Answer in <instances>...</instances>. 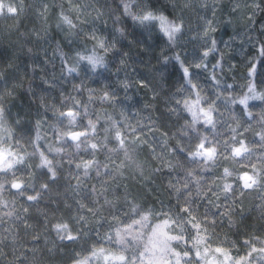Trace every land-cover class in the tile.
<instances>
[{"label":"trees","instance_id":"16d2710c","mask_svg":"<svg viewBox=\"0 0 264 264\" xmlns=\"http://www.w3.org/2000/svg\"><path fill=\"white\" fill-rule=\"evenodd\" d=\"M21 1L24 11L18 16L0 15V93L5 109L0 117V149L24 158L13 166L19 169L15 179L0 180V264H74L98 250L118 253L120 246L109 241V236L123 228L121 222L132 215L133 208L147 212L171 205L177 211L186 200L193 202L196 219L216 235L228 240L264 235V190L243 189L240 179L245 173L264 175V67L259 63L257 42L264 41V0H189L188 7L178 0L184 30L174 48L167 46L157 28L145 30L123 18L128 35L124 50L130 48L132 58L121 64L115 49L105 54L95 48L108 64V70L98 67L95 71L86 61H79L77 53L92 54L94 41L86 33L93 24L105 34L111 32L110 14L121 11L120 0H99L103 16L97 20L88 15L87 0H70L84 9L81 20L87 21H76L74 31L83 30V34L72 37L71 43L55 28L61 5L75 20L77 11L70 8L69 0ZM32 2L40 9L47 5L42 17ZM160 4L167 5L171 15L169 0ZM44 16L54 37L47 44L31 35L33 29L44 26ZM213 40L216 51L205 57ZM57 42L67 66L57 52ZM176 54L188 67L192 84L173 59ZM252 65L257 71L249 76ZM68 67L76 71L69 73ZM250 85L262 98L249 99L245 107L239 101L253 95L248 92ZM185 102L192 105L191 111ZM210 108L214 109V129L206 125L200 111ZM68 110L81 113L72 125L60 116ZM60 119H64L63 126ZM90 119L97 124L95 140ZM69 127L87 131L89 142L107 143L108 148L94 155L83 145L76 149L64 135ZM117 129L126 137L127 156L124 150H111L118 149ZM205 135L219 152L233 138L243 140L249 160L236 163L231 148L227 158L218 155L209 164L193 160L192 153ZM65 140L72 147L64 145ZM41 152L52 159L55 179L46 168L38 167ZM87 160L96 163L85 176ZM225 168L233 173L227 182L242 191L222 192ZM13 182L23 184L24 195L11 187ZM188 189L191 195L177 201V190L183 194ZM37 193V199H28ZM225 195L232 199L225 200ZM57 224H66L75 239H61L65 233L57 234ZM241 248L246 256L249 247Z\"/></svg>","mask_w":264,"mask_h":264},{"label":"snow or ice","instance_id":"6c2138e0","mask_svg":"<svg viewBox=\"0 0 264 264\" xmlns=\"http://www.w3.org/2000/svg\"><path fill=\"white\" fill-rule=\"evenodd\" d=\"M253 2H255V0H253ZM69 3L70 8H76L77 15L75 20L63 10V6L61 5V9L58 13L59 19L55 24V28L64 35L68 43H71L72 37L83 34V30L74 31L78 29L76 21H81L82 23H86L87 21L81 20L84 9L80 8L78 5H71L70 0ZM169 5L171 15L168 13V6L160 4V0H155V2L154 0H120V4L117 7L121 11L110 14V18L112 19L111 32L105 34L93 24L92 30L86 33V35L89 39L94 41V50L92 54L87 56L77 53L79 61H86L87 64L91 66L92 71H95L98 67L108 70V64L105 62L104 55H98L95 51V48H99L105 54L115 49L117 55L120 57L121 64L127 63V59L132 58V53L130 48L127 51L124 50L128 47V45L125 44V41L128 40V35L125 27L126 21L123 18H130L135 25H138L145 30L150 31L153 28H157L160 35L165 38L167 46L174 48L178 45L179 39L183 35L184 22L182 17L178 16V13L182 12V9L178 6V0H169ZM188 5L189 0H184V7H188ZM202 7L206 8L207 5L204 4ZM256 8H260L258 3L256 4ZM5 10L8 14L14 16H18L20 12L24 11L22 5L18 8L10 4H5L3 0H0V15H3ZM46 10L47 5L45 4L44 11ZM235 10L236 8L233 7V11ZM213 13H215V6H213ZM39 15L43 16V12L39 13ZM101 16H103V13L98 12L96 19H100ZM47 19L48 18L44 16V26L39 30L33 29L31 33L37 41H43L45 44L54 40V37L51 34V25L47 24ZM207 23L211 30L215 31V28H212V22L207 21ZM262 34H264V29H262ZM257 42L260 44V55L262 58L259 63L261 67H264V41ZM118 45L119 47H117ZM27 51L31 54L32 48L29 47ZM209 51H216L215 40L212 41L211 49L204 52L205 57H207ZM57 52L60 55L62 63L67 66V57L63 54L59 42H57ZM173 59L180 64L186 82L192 84V81L189 78V69L184 65L180 55L176 54ZM164 62L167 64L169 58L165 57ZM197 67H199V65H197ZM68 71L69 73L74 72L76 71V68L68 67ZM256 71V65H252L249 76H253ZM127 86V83H125L124 87L127 88ZM192 87L195 88L196 85H192ZM248 92L253 93V95H245L239 101V103L245 107H247V101L249 99L262 98L255 95L254 85L249 86ZM11 94L12 93H10V95ZM197 97L196 103L198 104L199 94H197ZM104 99H108V93L104 94ZM185 106L189 111L192 110V105H188L187 102H185ZM4 111L2 93H0V117L3 116ZM200 111L206 125L212 126L214 129L215 125L212 116L214 109L210 108L208 111L200 109ZM80 115L81 113L78 110H68L67 112L60 113L61 117L67 118L69 125L74 124L77 121V117ZM85 115L87 114L85 113ZM58 123L63 126L64 119L58 120ZM89 128L93 134L91 139L95 140L98 134V129L97 124L91 119L89 120ZM105 131L108 130L106 129ZM132 131H135V129H132ZM64 135L74 142L76 149H80L82 145L85 147L86 151L91 149L92 151L88 153L89 155H94L96 151L108 148L107 143L98 144L96 142H89V133L87 131H74L69 127L65 129ZM81 137H84L85 139L81 140ZM125 138L126 137L122 136L121 131L117 129L115 132V139L118 142V149L113 148L111 150H124L125 155L127 156L128 153L125 145ZM105 140H107V136L105 137ZM237 144L239 146H236ZM64 145L72 147V145L67 144L66 140L64 141ZM64 145H62V147ZM229 148H231L230 155L232 158L236 159V163L243 164L249 160V156L244 155L249 152V149L244 145L243 140L236 141L235 138H233L232 143L225 144L223 151L219 152L217 147L213 146L211 141L208 140L207 135H205L197 145L196 151L192 153V159L196 160L199 158L203 164H209L210 162H214L218 155H223L227 158L229 156ZM60 150V148H57V151ZM179 151H183V148L179 149ZM9 157H12V159L10 160ZM40 158V165H38V167L46 168L47 173L51 174L50 178L55 179L57 172L52 166V159H49L43 152L40 153ZM128 158L131 159L130 157ZM23 162L24 158L22 156L16 158L11 151L0 149V173H6V175L0 176V180L15 179L19 169H14L13 166L14 164H21ZM95 163L96 162L92 160L84 162L83 167L85 176L89 175V170L93 168ZM25 166L27 167V165ZM77 167H80V165H77ZM96 167L97 175H99V166L96 165ZM105 167L107 166L105 165ZM9 170H12L10 174H8ZM231 175H233V173L229 171L228 168H225L223 178L226 182L222 186V192L225 194L232 193L234 195L237 190L242 191V189H238V187L234 188L232 183L227 182V177ZM240 179L243 180V189H252L256 186L261 190H264V175H261L260 173L254 172L252 175L245 173ZM188 183V181L185 182V188H188ZM0 187H2V185H0ZM11 187L16 189L19 195L25 194L24 190H22V183L13 182ZM43 187L47 188L48 185L45 184ZM177 193V201H179L185 196L191 195V189H188V191L183 194H180L179 190H177ZM38 195H40V193L29 195L28 199L35 200ZM217 196L219 198L218 193ZM224 199L230 200L232 199V196L225 195ZM181 212L186 213L187 215H181ZM150 216L153 217V221L149 220ZM121 223L123 228H117L114 237L111 235L109 236V241L120 246L117 251L128 253V255L114 257V259L120 261L121 264H145V261H147V264H203L204 258L207 257L208 252L212 250L213 241L208 232V225H202V222L196 219L195 208L193 202L190 200H186L184 207L175 212H173L171 205L167 207V210H165L162 205L159 209L150 208L147 212L133 208L132 215ZM56 229L58 235H60L61 230L65 233V235H61V239H64L65 236L68 240L75 239V237L68 232V226L66 224H57ZM193 241H195V244H193ZM260 242L264 244V240H261ZM200 244L205 245L203 255L199 248L196 247V245ZM245 246L251 249L247 252L246 256L237 255L234 257L225 251L223 247H215L214 251L223 256L225 264L228 261H231V264H244V261L249 260L254 252L259 251L264 253V247L257 248L250 241H245ZM194 249L195 255L193 256ZM107 259H109V257L105 256V260Z\"/></svg>","mask_w":264,"mask_h":264},{"label":"rangeland","instance_id":"374dc122","mask_svg":"<svg viewBox=\"0 0 264 264\" xmlns=\"http://www.w3.org/2000/svg\"><path fill=\"white\" fill-rule=\"evenodd\" d=\"M5 4H10L13 6H19L22 5L21 0H3ZM35 8L37 10V14L44 12V8L40 9V6L36 2H32ZM85 7L87 9L88 15L92 17L93 19L97 20V13L101 12V3L99 0H87L84 2ZM1 16H14L12 14H8L5 10L4 14ZM42 17V16H39ZM38 21V18H37ZM2 26L4 23H1ZM5 28V26H3ZM16 44V42H14ZM243 176V175H242ZM242 186H243V180H242ZM165 210H167V207H164ZM173 210V209H172ZM173 212H175L173 210ZM153 221V218L152 220ZM194 231V230H193ZM209 234L212 238V250L208 252L207 257L204 258L203 264H225L223 260V256L220 254L215 253L214 249L215 247H223L225 251H227L232 256H244L242 255V248L241 246L245 245V241H250L252 244H254L257 248L264 247V244H262L260 241L264 240V235L260 233V235H256L254 233L249 234L245 239H239V240H228L227 238H224L222 236L216 235L209 231ZM193 244H195V241H193ZM197 248H199L201 254L204 253L205 245L200 244L196 245ZM251 249L249 248L248 251ZM241 253V254H240ZM119 255H128V253H107L103 250H98L95 253H91L89 256L85 257L83 260L77 261L74 264H121L120 261L114 259V257ZM195 255V249L193 250V256ZM105 256H108L109 259L105 260ZM145 264H147V261H145ZM226 264H231V261L226 262ZM244 264H264V253H261L259 251L254 252L252 254V257L249 258V260L244 261Z\"/></svg>","mask_w":264,"mask_h":264}]
</instances>
